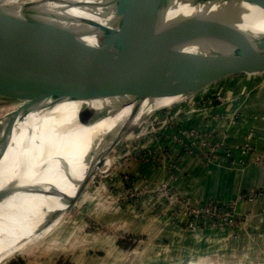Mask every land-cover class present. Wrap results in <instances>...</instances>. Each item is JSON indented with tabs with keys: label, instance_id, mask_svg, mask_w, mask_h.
<instances>
[{
	"label": "bare ground",
	"instance_id": "obj_1",
	"mask_svg": "<svg viewBox=\"0 0 264 264\" xmlns=\"http://www.w3.org/2000/svg\"><path fill=\"white\" fill-rule=\"evenodd\" d=\"M153 1L225 49L241 52L264 42V0ZM170 56L139 31L91 17L0 44V124H18L0 163V191L13 181L0 204V263L27 253L60 224L93 162L85 159L91 141L115 130L130 113L103 102H75L87 77L77 70L110 66L139 81ZM85 106L98 110L86 123L88 114H80ZM28 132L31 141L19 160ZM187 264L235 263L208 258Z\"/></svg>",
	"mask_w": 264,
	"mask_h": 264
},
{
	"label": "rangeland",
	"instance_id": "obj_2",
	"mask_svg": "<svg viewBox=\"0 0 264 264\" xmlns=\"http://www.w3.org/2000/svg\"><path fill=\"white\" fill-rule=\"evenodd\" d=\"M26 1L28 0H0V6H14ZM261 75L264 73L257 76ZM248 76L242 74L226 78L204 88L201 94L210 93L208 96H214L216 100L217 98L222 100L224 96L231 99L239 94L251 96L252 92L263 88L264 81L260 82V85L254 84L253 80L249 81ZM177 104L179 103L150 113L136 125L109 155L107 159L109 161L106 163L108 165L98 171L60 224L46 237L34 243L27 253L5 259L0 264H54L56 254L68 248L65 247V242L69 240L71 234L73 238L70 240L76 245V255L73 257L76 264H187L208 258L215 263L264 262L249 257L247 252L238 251V245L235 243L238 236L248 234L249 218L240 214V205L264 197V189L249 187L240 189L232 200L220 202L210 198L194 203L187 192L183 191L186 188L176 184L166 182L151 184L141 179L140 182L136 176L128 184L122 179L124 160L132 161L134 157L138 159L139 156H144L146 145L152 144V138L170 135L175 144L180 145L178 152L209 166H216L214 138L212 140L214 143H208L203 140L205 138H199L192 129L183 130L181 127L186 126V116L188 118L189 113L171 115L170 112H173ZM179 129L182 132H179ZM253 152L252 148V151L245 150L242 155ZM161 155L153 151L150 156L156 162L162 163L164 159H161ZM170 168L176 182L181 180L180 166L172 164ZM128 188H132L129 195L126 194ZM142 191L150 192L151 195L149 194L148 198H141L139 195ZM170 193L174 195L173 198L169 196ZM136 215L145 217L154 215L157 219L167 220L164 222L167 224L171 220L174 222L188 220L187 217L191 221L186 227L185 221L177 227L179 234L176 239L174 234L169 235L167 232L158 235L159 237H155L156 235L153 237L152 229L147 228L148 233L145 235L131 238L132 244L129 247L116 244L118 238L120 240L130 238L121 226L135 219ZM185 234L190 239L182 240ZM44 259L48 263H42Z\"/></svg>",
	"mask_w": 264,
	"mask_h": 264
},
{
	"label": "water",
	"instance_id": "obj_3",
	"mask_svg": "<svg viewBox=\"0 0 264 264\" xmlns=\"http://www.w3.org/2000/svg\"><path fill=\"white\" fill-rule=\"evenodd\" d=\"M203 5L227 0H201ZM209 3V4H206ZM98 18L125 29L139 31L171 54L145 77L134 81L124 72L110 66L83 67L87 74L83 93L75 102H103L120 109H129L126 120L115 130L91 141L86 160H93L79 182L74 196L78 200L98 171L106 165L109 155L126 135L150 113L184 101L211 84L232 76L264 73V42L243 51H234L208 40L190 25L153 0H28L14 6H0V44L23 38L56 24L84 18ZM45 103V102H43ZM63 103L51 102L53 107ZM88 105V104H87ZM97 108L85 106V123L97 114ZM18 124L14 120L0 124V163ZM32 132L22 140L19 160L29 146ZM53 159V158H51ZM10 180L0 191V204L12 190Z\"/></svg>",
	"mask_w": 264,
	"mask_h": 264
},
{
	"label": "crops",
	"instance_id": "obj_4",
	"mask_svg": "<svg viewBox=\"0 0 264 264\" xmlns=\"http://www.w3.org/2000/svg\"><path fill=\"white\" fill-rule=\"evenodd\" d=\"M257 75H249V81L253 80L254 84L260 85V82L264 81V75ZM208 95L210 93L199 92L179 102L170 113L173 116L189 113L188 118L185 115L187 122L186 126L182 127L183 130L192 129L201 134L212 135L217 153L216 166H209L178 152L180 145H176L170 135L152 138V144L149 145L146 142L144 158L156 151L157 155L162 154L161 159H164L162 163L150 162L143 159V156H139L138 159L134 157L132 161L131 159L123 161V171L132 173L139 180L148 181L151 184L166 182L184 187L186 190L183 191L187 192L194 203L210 198L220 202L232 200L240 189L244 188L264 189V86L261 90L252 92L251 96L239 94L231 99L229 96H224L222 100L218 98L216 100L214 96ZM246 145L253 148V154L242 155ZM172 164L180 166L183 180L176 182V177L170 168ZM150 195L144 194L141 198H148ZM237 207L239 208V205ZM240 214L246 215L249 222L247 223L248 234L238 236L235 242L238 245V251L247 252L249 257L264 261V197L240 205ZM187 219L184 220L185 224L183 220H177V222L171 220L167 224L164 223L167 220L157 219L154 215L151 217L136 215L135 219L128 223L121 221L123 223L121 227L130 237L125 240H128L127 244L131 245V238L136 235H145L148 233L147 228L152 229L153 237L154 235L159 237L158 235L161 236L167 232L169 235L174 234L176 239L179 234L177 227L182 224L185 227L188 226L191 220L189 217ZM72 238L71 234L69 240L65 242V247L68 248L56 254L54 264H76L73 258L76 255V245L70 240ZM186 239H190L187 238V234L182 240ZM121 240L118 238L115 243L120 244ZM45 259L42 263H48ZM255 264H264V262Z\"/></svg>",
	"mask_w": 264,
	"mask_h": 264
},
{
	"label": "built area",
	"instance_id": "obj_5",
	"mask_svg": "<svg viewBox=\"0 0 264 264\" xmlns=\"http://www.w3.org/2000/svg\"><path fill=\"white\" fill-rule=\"evenodd\" d=\"M182 128V127H181ZM183 129V128H182ZM182 132V130H180L179 129V132ZM193 132H195V134H197L198 136H199V138L201 137L202 139L203 138H205V139H203L204 141H206V142H208V143H214L212 140H213V137H212V135H208V134H201V133H199V132H196V130H192ZM214 147H216V146H214ZM245 150H251L252 151V147L251 146H249V145H246L245 146V148H244V150H243V152L245 151ZM151 153H149L148 154V156L146 157V158H144L146 155H144L143 156V159H146V160H148V161H152V162H155V160L153 159V158H151ZM108 164H106L104 167H106ZM110 167V166H109ZM132 173H128V172H125V171H123V173H122V175H123V180H124V182L125 183H131L132 182V179H134V177L136 176V175H131ZM137 177V176H136ZM127 192H126V194H130V192H132V188H128L127 190H126ZM157 191H159V190H157ZM160 192V191H159ZM144 194H150V192H144V191H142V192H140V195L139 196H143ZM128 195H126V196H128ZM138 195V194H137ZM169 196L170 197H174V195L172 194V193H170L169 194ZM133 197V196H132Z\"/></svg>",
	"mask_w": 264,
	"mask_h": 264
},
{
	"label": "trees",
	"instance_id": "obj_6",
	"mask_svg": "<svg viewBox=\"0 0 264 264\" xmlns=\"http://www.w3.org/2000/svg\"><path fill=\"white\" fill-rule=\"evenodd\" d=\"M127 241L128 240H121L119 243H120V245H122V247H126L127 248L130 245V244H127Z\"/></svg>",
	"mask_w": 264,
	"mask_h": 264
}]
</instances>
